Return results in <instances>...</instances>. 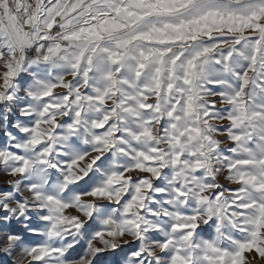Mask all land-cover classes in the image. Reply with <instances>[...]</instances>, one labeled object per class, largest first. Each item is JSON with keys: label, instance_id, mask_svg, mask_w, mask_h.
I'll return each mask as SVG.
<instances>
[{"label": "snow or ice", "instance_id": "1", "mask_svg": "<svg viewBox=\"0 0 264 264\" xmlns=\"http://www.w3.org/2000/svg\"><path fill=\"white\" fill-rule=\"evenodd\" d=\"M264 261V0H0V264Z\"/></svg>", "mask_w": 264, "mask_h": 264}, {"label": "rangeland", "instance_id": "2", "mask_svg": "<svg viewBox=\"0 0 264 264\" xmlns=\"http://www.w3.org/2000/svg\"><path fill=\"white\" fill-rule=\"evenodd\" d=\"M259 264H264V261H260Z\"/></svg>", "mask_w": 264, "mask_h": 264}]
</instances>
